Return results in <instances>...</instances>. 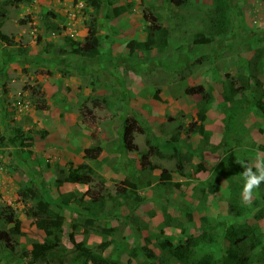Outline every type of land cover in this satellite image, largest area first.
Here are the masks:
<instances>
[{"label": "rangeland", "instance_id": "374dc122", "mask_svg": "<svg viewBox=\"0 0 264 264\" xmlns=\"http://www.w3.org/2000/svg\"><path fill=\"white\" fill-rule=\"evenodd\" d=\"M191 1L196 3L194 9L176 7L172 0H103L98 19L100 56L88 60L67 53L70 45L65 38L69 36L64 31L75 24L78 35L74 40L83 38L88 17L83 0H22L17 4L0 0V230L8 232L13 246L9 251L0 244V264H44L36 245L54 255L52 264H81L76 256L83 248L110 255L120 264H140L129 255L130 250L146 245L157 252L160 241L175 242L180 236L175 223L198 234L201 217H226L225 184L208 194L206 178L208 169L233 147V143H225L229 104L222 91L226 78L239 85L240 73L253 72L251 78L261 82L264 92V53L253 62L254 52L264 49V0H232L234 25L221 45L207 38L195 39L198 25L188 17L198 15L197 10L206 12L211 0ZM79 2L81 8L76 6ZM121 6H126L125 11L114 16L112 8ZM150 13L159 15L162 25L171 30L172 44L163 53L129 55L126 45L144 39L145 17ZM183 15L187 21L179 24ZM50 25L56 29L48 28ZM5 37L13 44L8 45ZM203 54L212 60L194 66ZM32 70L51 79L57 87L52 96H45L38 83L18 80L20 74ZM60 78L62 84H58ZM197 86L212 95L202 132L197 116L203 103L201 94L187 92ZM155 94L159 100L154 99ZM95 100L99 106L93 104ZM19 101L28 106L19 110ZM81 107L91 114L82 116ZM128 116L139 119L147 135L134 134L136 151L122 143ZM85 118H90V126ZM244 126L255 141L250 166L262 177L264 118L252 109ZM15 129L22 132V147L13 142ZM177 131L174 143L171 136ZM94 146L102 148L98 159H85L83 150ZM187 152L192 159L178 170L176 158L169 156ZM78 164L92 170L89 185H55L59 169L66 174ZM198 165L207 170L195 171ZM163 171L170 174L168 185L160 178ZM124 181L135 185L130 200L137 196L141 200L116 197L121 187L130 189ZM30 183L52 204L60 203L67 193L84 199L60 210L64 220L59 241L36 226L33 203L18 196V190ZM253 196L247 191L245 202ZM95 197L104 204L90 205ZM10 211L14 215L11 223L4 214ZM85 219L98 228L84 224ZM237 221L264 230V218ZM46 224L55 226L50 220ZM99 227L111 230L101 232Z\"/></svg>", "mask_w": 264, "mask_h": 264}, {"label": "trees", "instance_id": "16d2710c", "mask_svg": "<svg viewBox=\"0 0 264 264\" xmlns=\"http://www.w3.org/2000/svg\"><path fill=\"white\" fill-rule=\"evenodd\" d=\"M86 6V35L81 42L75 41L70 37L65 40L70 45V53L74 56L94 60L100 56L101 40L98 33V19L103 7V0H83ZM12 4L22 2V0H9ZM176 7L184 8L190 6L194 9L196 3L191 0H172ZM112 6V2L108 3ZM126 9V6L113 7L114 16H119ZM199 9L196 7L195 11ZM186 11V10H185ZM190 11V10H187ZM188 17L193 23L198 25V31L194 35L196 40L207 38L211 41H216L217 44H222L225 38L231 33L234 22L232 18V0H211V7L204 13ZM55 16L53 13H49ZM147 25L144 28L145 37L143 40H130L126 48L129 55L136 52L147 54L151 51L163 53L171 43V30L164 27L161 23L160 16L150 13L149 17H145ZM187 21V16H180V23L184 24ZM54 25H50L53 29ZM56 29V28H54ZM179 29V28H178ZM218 40V41H217ZM8 45L13 44L7 37L4 40ZM23 51V50H22ZM264 53V49L254 52L253 62ZM212 57L207 54L198 56L193 65H201L211 61ZM256 63V62H254ZM250 64V62H248ZM251 65V64H250ZM253 72H248V75L240 73L239 85L230 79L226 78L223 84L222 97L225 103L229 104L227 120L224 125L226 144L233 143V147H228L221 159L214 167L208 169L206 178V192L208 194L215 193L224 183L227 191V211L226 217L219 216L209 217L203 216L200 218V229L198 234L187 232L181 223H175L180 229V236L175 242L171 239H165L159 242L158 251L155 252L148 247H133L129 255L140 260V264H264V230L252 227L246 223L238 222L237 220L254 216L256 220L264 218V170L262 177L256 174V169L250 166V156L252 148L255 146V141L250 135L248 129L244 126V120L248 114L254 109L264 118V92L261 90V82L256 78H251ZM226 77H228L226 75ZM251 80L253 82H251ZM188 93L198 92L201 94L203 103L200 105L197 116L200 121L199 129L204 130V121L206 120L207 105L212 101V95L209 92L203 91L201 86L192 88ZM247 92H250L247 94ZM154 99L159 100L157 94ZM95 106H99L98 100L93 101ZM42 109H47V106H42ZM81 115H90L91 111L87 107H81ZM86 124L90 126V118L84 119ZM21 130L15 129V139L19 147L23 146L21 138ZM134 134L146 135L143 125L139 119L128 116L124 120L122 143L125 148L130 151H136L137 146L133 144ZM147 136V135H146ZM178 131L171 136L172 142L178 141ZM146 144L150 146L149 138L146 139ZM245 146V148H243ZM264 151V147H260ZM102 148L99 146L88 147L83 150V157L89 160H96L100 156ZM191 153L179 155L174 153L169 158H176V166L181 170L183 164L191 161ZM207 170L204 166L198 165L195 171ZM58 177L55 180V185L60 186L63 183L89 185L92 182V170L85 164H78L76 167H70L66 174L62 169L58 170ZM161 180L170 181V174L163 171L160 176ZM130 189L125 186L117 191V198L121 200H130L131 195L135 193V185L124 181ZM168 185V183H166ZM204 192V190H202ZM252 193L253 200L249 203L245 202L246 192ZM260 192V196L257 194ZM18 196L22 200L32 202L34 208L32 215L36 218V226L44 230L47 234L55 236L56 241H59L62 236V223L64 215L63 208L74 202L77 205L84 202L83 198H79L73 193H67L61 197L60 203L52 204L49 202L44 193L36 186L27 184L18 190ZM90 200V199H89ZM141 200L139 196L130 200L137 202ZM98 203L103 205L104 201L101 198H93L89 204ZM6 221L11 223L14 219L13 212L4 213ZM52 221L54 227L46 224V221ZM165 221L169 224V218L165 216ZM190 222L189 215L186 220ZM84 224L94 225L90 219H85ZM98 228L97 226H95ZM101 232H110L107 227H99ZM0 244L9 251L13 250L8 232L0 230ZM43 253L41 260L44 264H52L53 254H49L48 249L42 245H36ZM81 264H120L118 259L112 256H104L101 252H91L87 249H80L76 256Z\"/></svg>", "mask_w": 264, "mask_h": 264}, {"label": "crops", "instance_id": "0c3cea01", "mask_svg": "<svg viewBox=\"0 0 264 264\" xmlns=\"http://www.w3.org/2000/svg\"><path fill=\"white\" fill-rule=\"evenodd\" d=\"M86 35V30H85V33H83V38L85 37ZM83 38L81 40H79V42H81L83 40ZM69 50L67 49V52ZM74 56V55H73ZM36 57V56H35ZM35 57H32V60H34ZM76 58H81V57H77V56H74ZM30 68H34L33 65H30ZM37 79V81H36ZM18 80L22 81L23 83L25 82H28L29 84H32L34 85V83H38L42 86V89L41 91L45 94V96H52L54 92L57 91V87H55L52 82H51V79L45 77L44 75L42 74H37L36 72H33V70L31 72H28V73H24V74H20L18 76ZM62 78L58 79V84H62L61 81ZM57 84V85H58ZM49 105V104H48ZM7 110V109H6ZM1 111H0V116H1ZM2 134V133H1ZM2 136V135H1Z\"/></svg>", "mask_w": 264, "mask_h": 264}, {"label": "built area", "instance_id": "2783aa9c", "mask_svg": "<svg viewBox=\"0 0 264 264\" xmlns=\"http://www.w3.org/2000/svg\"><path fill=\"white\" fill-rule=\"evenodd\" d=\"M77 8H81L83 6V4L81 2H79L78 4H76ZM73 17L74 15L71 14V20H73ZM77 22V21H76ZM65 34L67 36H69L70 38H75L77 35H78V32L76 31V28H75V24H73L72 26H69L68 28H65ZM17 106L19 108V110H21L23 107H27L28 106V103H24L19 101L17 102Z\"/></svg>", "mask_w": 264, "mask_h": 264}, {"label": "clouds", "instance_id": "9594fccd", "mask_svg": "<svg viewBox=\"0 0 264 264\" xmlns=\"http://www.w3.org/2000/svg\"><path fill=\"white\" fill-rule=\"evenodd\" d=\"M84 2V1H83ZM71 39H73V38H71ZM74 40V39H73ZM75 40H77V39H75Z\"/></svg>", "mask_w": 264, "mask_h": 264}]
</instances>
